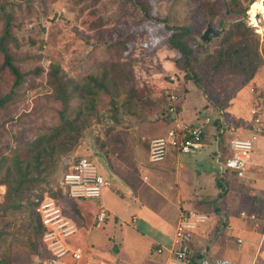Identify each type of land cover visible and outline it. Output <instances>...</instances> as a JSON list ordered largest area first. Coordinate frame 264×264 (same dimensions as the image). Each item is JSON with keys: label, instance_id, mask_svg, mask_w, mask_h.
I'll list each match as a JSON object with an SVG mask.
<instances>
[{"label": "rangeland", "instance_id": "374dc122", "mask_svg": "<svg viewBox=\"0 0 264 264\" xmlns=\"http://www.w3.org/2000/svg\"><path fill=\"white\" fill-rule=\"evenodd\" d=\"M144 1L150 13L165 19L168 25L190 26L191 37L204 43L206 52L199 54L200 59L205 53L215 52L220 45L219 39L212 34L207 41L202 40L201 34L207 25L221 29L231 21L224 19L226 2L230 0ZM212 1L216 3L212 4ZM253 1L256 0L248 3L247 0H241L242 5L246 4L242 19L252 31L248 35L249 39L257 40L263 58L254 75L255 81L251 85L253 91L250 92L252 104H261L264 101L259 95L264 96V18L261 13H257L254 16L256 22L251 19L250 5ZM7 20L10 25L5 31ZM165 23L144 17L140 8L128 0H0V39L14 64L26 73L21 84L16 87L12 100L0 108V160L1 156L9 157L10 160L0 164V176L6 167L12 168L11 151L17 144L48 134L52 127L60 123L62 103L49 83L53 65L59 66L63 74L74 82L82 83L85 76L92 75L101 77L108 88V92L99 89L93 97L75 95L70 99L69 118L82 109L84 115L89 113L88 123L71 151L54 149L52 155L43 156V170L39 174H32L33 180L28 185L23 184L25 188L18 206L4 208L6 186L0 184V256L4 257L5 264H42L40 246L37 245L36 231L33 229L37 223L33 210L34 199L40 198L39 193L41 197H48L57 191L61 173L80 153L92 146L94 139H99L100 133L102 137L107 133L114 119L134 117L139 112L148 117L150 113L146 111L151 109L150 106H155L156 102L152 103V99L159 100L155 92L160 89L164 103L167 102L164 95L170 90L182 98L181 109L189 116L196 114L199 120L205 117L213 119L215 110L211 99H221L219 105L225 106L232 93L244 83L241 74L217 73L208 83L205 93L186 79L184 67L178 59L179 53L167 44L171 31ZM12 80L10 71L2 66L0 50V96L9 92ZM90 98H93V109L87 111L85 102ZM241 120L234 121L242 125ZM212 139L208 132L205 137L207 145L202 151L206 159L202 162L206 164L211 161L213 168L218 167L223 171V162L219 165L216 157L210 156L212 151L217 154L216 148L210 143ZM255 143L262 146L264 137ZM96 162L106 168L103 159L97 157ZM260 174H254L255 178L250 179L251 184L246 181L251 174L236 181L239 185V191H236L241 198L238 199L240 202L232 206L233 209L240 207V210L254 215L253 242L261 246L259 253L262 248L264 251V188H253V184L256 182V187L263 184L257 181ZM224 177L227 179L230 176L226 177L225 174ZM160 181L158 187L164 192V200H169L172 198L170 182L166 176ZM232 185L230 182L231 189ZM171 202L166 201L165 209L158 205L156 208L166 215L168 210L171 211L170 208L175 210ZM171 233L170 229L166 230L163 237L158 239L159 242L162 245L164 242L171 243ZM73 235L66 240L73 241ZM114 240L117 241V237ZM125 240L126 252L131 251L136 242L141 246L136 250L141 253L144 251L145 239L133 241L126 237ZM34 245L35 248L32 247Z\"/></svg>", "mask_w": 264, "mask_h": 264}, {"label": "crops", "instance_id": "0c3cea01", "mask_svg": "<svg viewBox=\"0 0 264 264\" xmlns=\"http://www.w3.org/2000/svg\"><path fill=\"white\" fill-rule=\"evenodd\" d=\"M254 81L253 77L241 84L225 106L219 105L221 99H211L215 114L209 123H204L206 117L199 120L196 114L191 117L184 112L181 109L182 98H179L177 117L189 123H204L205 137L208 132L212 135L210 143L212 142L217 151V154L212 151L210 156L216 157L219 165L224 157L231 153L228 139L237 134L248 136L250 132L244 129V126L238 127L240 130L236 129L235 132L222 131L215 119L224 113L229 122L239 118L242 119L240 122L247 121L250 118V109L259 108L264 104V101L260 102L261 104H252L250 92L253 91L251 85ZM160 90L155 92L160 104L152 99V103H156L146 111L150 113L148 117L139 112L134 117L114 119L115 122L108 128L107 133L103 137L100 133L99 139H94L92 146L77 156L88 157L96 164L97 157L105 162L106 168L97 164L99 172L109 182L103 188L100 198L70 199L65 197L63 190L59 188L63 196L60 200L63 211L77 225L73 241L69 242L68 239L66 242L70 247L78 248L82 252L80 260H71L69 257L66 259L72 264H165L170 250L175 246L174 232L180 213L183 210H194L207 214L208 219L194 230L189 243L193 252L201 251L210 257H224L238 264H264L263 248L259 253L261 246L253 242V218L241 217L239 213L244 210H240V207L232 208L241 198L236 191H239L236 182L238 179L251 174L246 180L251 184L250 179L255 178L256 172H261L257 181L264 184V144L260 146L255 143L260 137H264V133L259 134L253 141L250 163L242 177L225 169L221 171V168H213L211 161L206 164L202 162L206 159L202 152L207 145L205 138L202 148L198 151L181 153L169 149L161 162L150 163L147 158L149 141L163 135L171 124L170 118L165 114L167 102H163ZM164 96L166 98V95ZM225 174L226 177L230 176L225 178L227 190L219 197L216 181ZM164 176L170 182L172 198L169 200H164V192L158 187L160 179ZM230 182L233 184L232 189ZM255 183L253 188H264L263 184L256 187ZM156 196H159L158 202ZM170 200L175 210L170 208L171 211L168 210L166 215H162L156 205L165 209L166 201ZM101 204L106 215L99 221L97 213ZM168 229L172 232V241L162 245L158 239H161ZM114 237H117V241ZM126 237L133 241L145 239L144 251L141 253L136 250L141 248L136 242L132 250L126 252Z\"/></svg>", "mask_w": 264, "mask_h": 264}, {"label": "trees", "instance_id": "16d2710c", "mask_svg": "<svg viewBox=\"0 0 264 264\" xmlns=\"http://www.w3.org/2000/svg\"><path fill=\"white\" fill-rule=\"evenodd\" d=\"M128 1L140 8L144 17L165 23V19L154 17V15L150 13L149 6L144 0ZM249 1L251 0H247V3ZM201 2L202 1H200V4ZM211 3L215 4L216 1H212ZM213 8H211V10ZM245 9L246 4L242 5L241 0H230L226 2L224 19H229L231 21L228 23L229 25L227 27H221L222 30L219 29L218 35H213L219 39V48L213 53H205L201 59L199 58V54L204 51L206 52L204 43L191 37L190 26L184 24L168 25L165 23V26L171 31L167 37V44L169 48L175 49L179 53L178 59L180 60V64L184 67V77L191 80L203 91H205L206 86L217 73L241 74L244 76V82H247L254 77L257 69L262 64L263 58L258 50V42L257 40L249 39L248 35H251L250 33L252 31L245 25L242 19ZM221 23L223 24L224 22L222 21ZM9 25L10 23L7 20L4 27L5 31H7ZM0 50L2 52V66H5L13 77L9 92L0 96L1 108L12 100L16 87L21 84L26 73L21 72L18 66L14 64L12 56L5 49L1 39ZM49 83L62 103V107L59 110L60 123L52 127L51 132L48 134L44 133L30 140L21 142L11 151V159L13 161L12 168L6 167L4 173L0 176V184L6 186L4 208L18 206L19 201L22 199V190L25 188L23 184H25V186L28 185V183L33 180L32 174H39L43 170V156L52 155L54 149H58L60 152L71 151L76 145L77 138L88 123L89 113L87 112L84 115V111L78 109L74 117L69 118L67 112L70 99L75 95H79L83 98L88 96L93 97L99 89L108 92L106 83L101 77L98 78L96 76L87 75L84 78V82L77 83L69 77H66L57 65H53L50 69ZM259 95L264 98L263 94L259 93ZM92 100L93 98H90L85 102V109L87 111L93 109ZM111 102H113L112 99ZM223 114H220V116L215 119V122L222 131H226L228 130L229 121L226 120ZM223 122H226V124H223ZM1 158L0 164L10 161L9 157L1 156ZM225 170L227 171V169ZM216 183L219 187V197H222L227 190V181L222 175L217 179ZM38 195L40 196L38 199L45 196L41 197V193ZM48 197L60 200L63 198L59 189ZM10 200L12 204L8 203ZM34 213L37 217V223L33 229L36 231L37 245L40 246L41 261L43 262L47 256L46 251L42 249L40 245V236L43 232V227L37 213L35 211ZM32 247L35 248V245ZM203 255H206V253L201 251L193 252L191 264H195L197 259ZM0 259V264H5L2 255Z\"/></svg>", "mask_w": 264, "mask_h": 264}, {"label": "built area", "instance_id": "2783aa9c", "mask_svg": "<svg viewBox=\"0 0 264 264\" xmlns=\"http://www.w3.org/2000/svg\"><path fill=\"white\" fill-rule=\"evenodd\" d=\"M166 112L171 124L163 135L156 136L149 141L147 158L150 163L161 162L169 149L181 153H192L202 148L205 133L203 124L209 123L210 118L206 117L204 123H189L177 117L178 94L173 91H166ZM258 107V106H257ZM240 126L248 129L250 135L242 137L239 134L228 139L230 155L224 157L225 169L242 177L245 169L250 163V152L253 148V141L259 134L264 133V104L259 108L250 109V118L243 121L242 125L231 121L228 130L235 132ZM109 182L99 172L97 164L88 157L81 156L72 161L67 169L60 176L59 188L63 190L65 197L70 199L79 198H100L103 188ZM34 211L43 227L40 236L41 248L46 251V258L43 264H72L71 260H80L82 252L78 248L70 247L66 239L76 233L77 225L63 211L60 199L43 197L34 199ZM106 211L104 206H99L97 219L102 221ZM241 217H247V212L240 211ZM254 218L253 214H249ZM208 215L194 210H183L175 227V246L170 250V255L165 264H191L193 251L189 245L194 230L199 224L206 222ZM160 251V249L158 250ZM1 260V259H0ZM1 262V261H0ZM195 264H238L224 257H210L203 255L197 259Z\"/></svg>", "mask_w": 264, "mask_h": 264}, {"label": "bare ground", "instance_id": "6f19581e", "mask_svg": "<svg viewBox=\"0 0 264 264\" xmlns=\"http://www.w3.org/2000/svg\"><path fill=\"white\" fill-rule=\"evenodd\" d=\"M250 13L252 15L251 19L253 22H256L255 14L261 13L262 17L264 18V3L263 0H256L253 1L250 5Z\"/></svg>", "mask_w": 264, "mask_h": 264}, {"label": "water", "instance_id": "95a60500", "mask_svg": "<svg viewBox=\"0 0 264 264\" xmlns=\"http://www.w3.org/2000/svg\"><path fill=\"white\" fill-rule=\"evenodd\" d=\"M219 29L214 28L213 26L207 25L206 29L201 34V38L203 41H206L210 34L218 35Z\"/></svg>", "mask_w": 264, "mask_h": 264}]
</instances>
